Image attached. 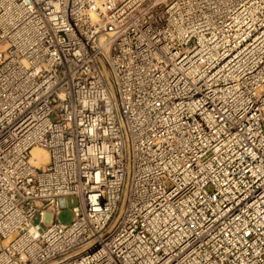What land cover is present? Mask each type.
<instances>
[{"label":"built area","instance_id":"built-area-1","mask_svg":"<svg viewBox=\"0 0 264 264\" xmlns=\"http://www.w3.org/2000/svg\"><path fill=\"white\" fill-rule=\"evenodd\" d=\"M0 264H264V0H0Z\"/></svg>","mask_w":264,"mask_h":264},{"label":"rangeland","instance_id":"rangeland-1","mask_svg":"<svg viewBox=\"0 0 264 264\" xmlns=\"http://www.w3.org/2000/svg\"><path fill=\"white\" fill-rule=\"evenodd\" d=\"M75 204H76L75 201H69V202H68V205H67V208L63 209V210L60 212L58 218H59V220H60L61 222H63V223H69V222L72 220L74 214H73L71 208H72Z\"/></svg>","mask_w":264,"mask_h":264},{"label":"bare ground","instance_id":"bare-ground-1","mask_svg":"<svg viewBox=\"0 0 264 264\" xmlns=\"http://www.w3.org/2000/svg\"><path fill=\"white\" fill-rule=\"evenodd\" d=\"M31 154H32V159L33 158H38V156L41 154L43 156V160H47L48 159V155L47 152H45L44 150H40L38 148H33L31 150Z\"/></svg>","mask_w":264,"mask_h":264}]
</instances>
